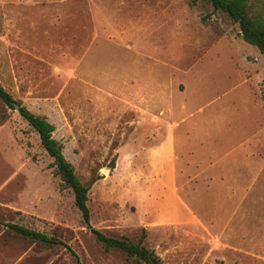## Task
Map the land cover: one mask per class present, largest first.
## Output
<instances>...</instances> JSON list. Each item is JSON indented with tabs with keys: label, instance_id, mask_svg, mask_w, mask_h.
<instances>
[{
	"label": "rangeland",
	"instance_id": "obj_1",
	"mask_svg": "<svg viewBox=\"0 0 264 264\" xmlns=\"http://www.w3.org/2000/svg\"><path fill=\"white\" fill-rule=\"evenodd\" d=\"M0 83L55 126L83 184L102 177L94 228L163 264H264V57L209 0H0ZM52 163L0 100V264H75L8 223L81 264H144L105 251Z\"/></svg>",
	"mask_w": 264,
	"mask_h": 264
},
{
	"label": "trees",
	"instance_id": "obj_2",
	"mask_svg": "<svg viewBox=\"0 0 264 264\" xmlns=\"http://www.w3.org/2000/svg\"><path fill=\"white\" fill-rule=\"evenodd\" d=\"M209 2L213 6L214 11L226 14L228 18L238 24L243 41L257 48L264 57V0H209ZM258 5H261V7H258ZM203 20L204 22L206 21L205 19ZM0 100L11 109L17 110L21 118L38 134L43 149L53 159L54 176L61 180L62 187L70 189L73 192L75 206L82 215L85 227L90 230L96 241L103 246L105 251L116 249L122 251L130 258H134L137 262L163 264L160 257L154 251L147 249L143 245L142 240L140 243L135 244L125 237H109L91 225V213L88 206L89 193L94 183L102 179V177L93 179L89 185L83 184L77 176L73 165L65 158L63 144L53 136L56 130L55 126L45 117L35 115L29 111L1 83ZM111 168H115V159L111 163ZM6 228L32 242H37L48 247L63 245L74 259L75 264H81L78 254L69 245L55 236H48L45 233L14 223L6 224Z\"/></svg>",
	"mask_w": 264,
	"mask_h": 264
},
{
	"label": "crops",
	"instance_id": "obj_3",
	"mask_svg": "<svg viewBox=\"0 0 264 264\" xmlns=\"http://www.w3.org/2000/svg\"><path fill=\"white\" fill-rule=\"evenodd\" d=\"M173 140L170 139V141H168L167 143H165L163 146H162V149L160 150V154L162 157H164L165 159L168 158V156L173 153V144H172ZM184 212H186V210H184V208H182ZM182 213V210H178L175 209L174 211H171V212H167V213H164L163 217H162V220L165 221V223H168V222H177L179 220V218L181 217V214ZM187 213V212H186ZM168 215V216H167ZM187 215L189 217L193 216L192 213L189 211L187 213ZM184 216H186L184 214ZM187 216V217H188Z\"/></svg>",
	"mask_w": 264,
	"mask_h": 264
}]
</instances>
